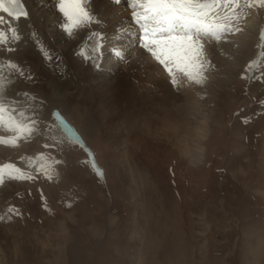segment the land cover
<instances>
[{"label":"rangeland","instance_id":"374dc122","mask_svg":"<svg viewBox=\"0 0 264 264\" xmlns=\"http://www.w3.org/2000/svg\"><path fill=\"white\" fill-rule=\"evenodd\" d=\"M55 3L29 0L56 26L46 29L47 45L32 46L34 60L22 36L0 43V83L11 88L0 96V165L33 177L0 183V264H264V15L253 13L247 40L244 30L204 37L211 70L203 86L189 85L199 112L180 115L182 77L181 90L169 86L178 100L163 99L162 86L142 67L129 69L126 57L108 72L106 52L86 51L95 33L114 39L129 15L111 8L126 0H89L93 19L71 32ZM236 39L246 46L218 53ZM97 54L100 69L91 66ZM57 108L65 125L44 119ZM165 108L176 122L161 118ZM34 113L35 131L5 143L13 122ZM199 113L208 119L204 135L195 131Z\"/></svg>","mask_w":264,"mask_h":264},{"label":"snow or ice","instance_id":"6c2138e0","mask_svg":"<svg viewBox=\"0 0 264 264\" xmlns=\"http://www.w3.org/2000/svg\"><path fill=\"white\" fill-rule=\"evenodd\" d=\"M112 2L119 4L122 0H112ZM87 3L89 0H56L55 7L65 17V22L61 25L65 32H71L82 22L93 19L86 7ZM126 7L130 20L140 24L137 31L140 48L162 67L169 86L177 90L180 87L177 77L183 78L185 86H203L206 83V73L211 70V65L206 59L205 36L211 34L219 40L225 32L239 34L244 30L241 25L247 21L249 16L253 13L264 15V0H126ZM140 9L143 10V15L139 14ZM0 10L12 18L27 16L20 0H0ZM148 21L154 22L155 25L151 31L145 27L144 22ZM8 31L13 30L9 28ZM94 35L97 39L93 51L101 53L102 34L95 33ZM2 36L3 34H0V37ZM260 36L264 38V27L260 29ZM114 52L121 55L118 49H114ZM81 54H83L82 49ZM261 56L264 57V52ZM261 103L264 104V101ZM42 104L43 101H41V106ZM3 110L0 106V111ZM33 116L28 117L27 123L14 121L12 126L15 135L5 143L15 145L20 137L35 131L40 115L34 113ZM51 117L56 118L53 123L59 121L63 124L66 121V117L58 108L51 111L44 119ZM76 139L79 141V137ZM45 143L49 148L56 146ZM79 147L90 160L94 175L98 178L102 177L103 170L95 163L91 149L82 142L79 143ZM54 163L59 164L60 161L57 160ZM5 176L9 180L16 181L33 178L23 168L14 164L0 165V183L4 182ZM8 211L15 215L20 214L11 207Z\"/></svg>","mask_w":264,"mask_h":264},{"label":"bare ground","instance_id":"6f19581e","mask_svg":"<svg viewBox=\"0 0 264 264\" xmlns=\"http://www.w3.org/2000/svg\"><path fill=\"white\" fill-rule=\"evenodd\" d=\"M20 2H22V4L24 5V8H26V12H27L26 17L21 16L19 18H12V17H9L7 15V13L0 10V34H3V36L0 37V43H2L5 40V42L8 41V42H10V44H12L15 41H17V39L20 36H22L23 39L21 38L22 40L17 41V42L22 43L23 45H28V47H30L31 53H29L27 55L34 60V58L37 57V54L35 55V52L32 49V46L36 45V42L38 40L39 41H38L37 45L39 47H42L44 45V44L41 45V42H43V41L45 42V45H47V43H49L47 34H45V32H47L46 31L47 28L50 30V29H54V27H56L54 25L55 21L51 17L46 16L45 18H43L42 12L38 9L34 10V7H32V10H31V7L29 5V0H20ZM31 4H32V2H31ZM134 10H137V9H134ZM111 11L116 12V13L119 12L121 17H122L121 14H124V16L129 15L127 7H126V3L114 6L113 8H111ZM138 11H139L140 15H143L142 9H140ZM123 22L124 23L119 24L117 26V28L114 30L113 34L115 37H114V39H111L110 43L109 42L107 43V41H104V42L102 41V43L106 42L105 44H103V47H102L103 53L106 52L108 54V52L110 50H114V49H118L121 52V55H117V54H115V52H113L114 53L113 55L108 56V58H106L108 61V64H104V66H105L104 71H108L109 68L112 69V65L115 64L114 61L117 62L118 64H120L119 62H121V59L124 56H127L126 62L128 63L129 69L137 70V68L142 67L144 70H146L148 72L149 76L154 79L155 86H159V87L162 86V88L160 90L161 91L164 90V91H162L163 92V94H162L163 99H166L167 96H169L172 98V100H174L176 102L178 100V96L176 94H174V92L169 87V83L166 82V81H168L166 74L161 72L160 67L157 64V62L154 61V59L146 51L142 50L139 46L137 31L140 28V24L133 23L130 20V18L126 19ZM144 23H145V27L148 28L149 31L153 30L155 27L154 22H152V21H148V22H144ZM257 24H258L257 16H255L253 14L247 18V21L244 24H242L243 29L246 32V35L248 36V37L245 36V33L243 34V32H242V34L245 36L244 38L246 40L250 36H252V33H253L255 27L257 26ZM9 28H11L13 31L9 32L8 31ZM14 36H15V38H14ZM36 36H39V38H37ZM40 40H41V42H40ZM22 44H21V47H22ZM215 44H217V43L215 42L214 45ZM244 44L245 43L242 42V39H236V42H234L232 44L227 45V43H226V45H223V47L225 46V50H223L221 53L222 54L227 53L229 55V53L232 52V50L235 49L236 47L238 48L237 50L240 51L241 49L244 48V46H246ZM94 46L95 45L92 42V45L89 44V47L87 49H89L91 52L94 53V51H93ZM37 50H39V48ZM101 53H98V54H101ZM98 54L96 57H94L91 60V66H94V69H100V67L98 68V65H97L98 64L97 59L99 57ZM80 56H79V58H80ZM224 58L225 57L220 58V59L224 62L225 61ZM235 60L234 61L232 60L231 63L234 65H237V61H235ZM144 78L137 79V81L143 80ZM164 80H166V81H164ZM181 83H182V81H181ZM189 87L190 86L188 85L186 91L183 93L184 97L182 98L180 104L178 105L179 106L178 107L179 108L178 113L180 115L184 114V112H187L189 114L193 113L192 115H194V113H196V112H199L198 111L199 110V108H198L199 103L196 101L195 96L192 95V91L190 90L191 87H190V89H189ZM9 89L11 90L10 86H6V84L0 83V96L7 95L6 93L8 92ZM50 90H52L53 92H59V91L64 92L65 91V89L63 90L59 86H56L54 84H52V88ZM182 91H184V90H182ZM160 103H162V102H160ZM163 103H165V102H163ZM164 105H166V104H164ZM161 118L164 119V121L171 122V123H173V121L175 120L174 115L171 114V112H169L168 109H166L163 112V115H161ZM199 118L200 119L197 122L195 131L198 132L197 133L198 135H204V134L208 133L207 132L208 131V119L205 117V115L203 113H199ZM175 122H176V120H175ZM172 127H174V125H172ZM154 128H157V126ZM262 145H263V148H262L261 157H262V160H264V141H263ZM186 152L189 153L187 148H186ZM189 155H190V153H189ZM195 157L196 156H194V158ZM190 159L192 160V158H190Z\"/></svg>","mask_w":264,"mask_h":264},{"label":"water","instance_id":"95a60500","mask_svg":"<svg viewBox=\"0 0 264 264\" xmlns=\"http://www.w3.org/2000/svg\"><path fill=\"white\" fill-rule=\"evenodd\" d=\"M229 41H230V40H229ZM229 41H228V42H229ZM214 43H215V42H212V45H214ZM216 43H218V42H216ZM215 45H216V44H215ZM217 48H218V47H217ZM218 49H219V48H218ZM218 49H217V51H218ZM218 53L221 54V56H224V55H222V53H221L220 51H218ZM180 90H181V87H180Z\"/></svg>","mask_w":264,"mask_h":264}]
</instances>
